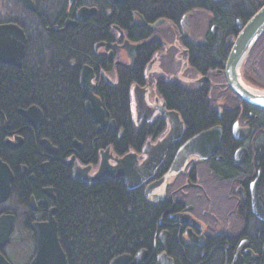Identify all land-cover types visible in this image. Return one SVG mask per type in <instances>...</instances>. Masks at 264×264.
I'll use <instances>...</instances> for the list:
<instances>
[{
  "label": "flooded vegetation",
  "instance_id": "flooded-vegetation-1",
  "mask_svg": "<svg viewBox=\"0 0 264 264\" xmlns=\"http://www.w3.org/2000/svg\"><path fill=\"white\" fill-rule=\"evenodd\" d=\"M147 1L0 0V26L16 25L27 39L21 69L0 64V72H23L27 52L33 50L36 59L28 61L44 76L55 70L70 74L68 89L75 87L87 123L84 134L61 143L51 132L50 109L26 103L11 118L0 106V161L11 173L9 196L0 202V220L12 218L8 240L0 241V255L8 264H33L35 225L54 221L60 239L55 166L88 188L119 183L154 214L149 243L109 264L118 258L119 264H264V112L226 88L225 64L205 69L208 64L198 58L231 49L239 26L264 0H196V5L184 0V9L170 13ZM88 32L94 35L85 47L57 59L64 54V40ZM243 73L264 90V42L257 44ZM87 95L98 102L99 111L87 109ZM178 96L206 105L203 124L192 126ZM137 97L145 102L139 105ZM31 108L38 112L28 121L20 111ZM91 112L101 114L98 122ZM173 115L179 116L182 133L153 177L129 190L122 178L97 176L103 156L111 157L112 166L129 155L145 162V150L172 135ZM214 128L222 130L217 152L208 159L188 157L171 176L179 150Z\"/></svg>",
  "mask_w": 264,
  "mask_h": 264
},
{
  "label": "trees",
  "instance_id": "trees-1",
  "mask_svg": "<svg viewBox=\"0 0 264 264\" xmlns=\"http://www.w3.org/2000/svg\"><path fill=\"white\" fill-rule=\"evenodd\" d=\"M192 3L197 4L196 0ZM160 6V12L170 13L182 10L184 0H151L146 5ZM197 8V7H195ZM93 32L75 34L63 41L64 54L57 59L63 60L73 54V50L85 47ZM264 42V36L260 40ZM230 48L222 54L206 52L201 58L205 69L223 68ZM40 58V56L38 57ZM29 59H36L35 52L26 55L23 72L15 74L8 70L0 72V106L9 115L16 117L17 108L26 103L50 109L54 126V138L65 143L70 136L84 134L87 123L79 111V98L75 87L71 86L69 76L55 70L46 76L38 65H31ZM253 52L245 62L250 67ZM199 69L203 65L197 66ZM118 95L114 102L118 105ZM188 114L192 126L203 124L207 117L206 105L191 97H179ZM211 112L209 118L211 120ZM53 185L58 196L57 216L59 235L69 264H109L116 256L149 243L154 229V214L143 204L139 196L126 193L119 183L103 182L88 188L79 181H73L61 166L54 167Z\"/></svg>",
  "mask_w": 264,
  "mask_h": 264
},
{
  "label": "water",
  "instance_id": "water-1",
  "mask_svg": "<svg viewBox=\"0 0 264 264\" xmlns=\"http://www.w3.org/2000/svg\"><path fill=\"white\" fill-rule=\"evenodd\" d=\"M84 10L87 13L91 12L87 9ZM239 27L240 31L233 40L224 66L225 86L240 101L254 109L264 112V90L252 86L245 80L242 74L244 63L264 36V4L245 25H240ZM26 46L27 39L22 29L16 25L0 26V64L21 69ZM87 97H89L87 109L91 110L92 108H96L98 110V102L96 103L90 95H87ZM20 112L30 121L31 116L38 112V110L31 108L28 111ZM91 114L97 122L101 118L100 113L96 114L95 112H91ZM173 116L171 117V122L174 127L172 135L158 146L145 150V154L148 156L145 162L140 164L135 156L129 155L122 159H117L115 162L116 165L112 166L109 163L111 157L107 158L103 156L97 176L99 178L104 175L113 179L122 178L129 190L139 188L145 181L153 177L157 169L162 165L167 151L174 143L179 141L182 133L183 125L179 116ZM176 120L179 125L176 123ZM221 139V128H214L194 137L179 150L170 175L172 176V171L176 173L183 166L187 158L192 155L198 156L201 159H208L213 156L220 148ZM8 173L9 177L7 175ZM170 175H167L166 178ZM10 181L11 173L0 161V183L4 187V190L0 192V202L6 200L9 196ZM164 182L165 179L157 186H163ZM149 189L146 190V193L150 192ZM11 228L12 218L3 217L0 220V241L2 243L8 240ZM34 228L38 239V253L33 264H68L66 254L63 252L59 243L56 223L53 221V223L35 225ZM120 260L122 259H115L111 264H119ZM0 264H8L1 255Z\"/></svg>",
  "mask_w": 264,
  "mask_h": 264
},
{
  "label": "bare ground",
  "instance_id": "bare-ground-1",
  "mask_svg": "<svg viewBox=\"0 0 264 264\" xmlns=\"http://www.w3.org/2000/svg\"><path fill=\"white\" fill-rule=\"evenodd\" d=\"M137 102H138V104L140 105V102L142 103V102H145V99L143 98V97H137ZM145 105V104H144ZM116 163H115V161H114V164L113 165H115Z\"/></svg>",
  "mask_w": 264,
  "mask_h": 264
},
{
  "label": "rangeland",
  "instance_id": "rangeland-1",
  "mask_svg": "<svg viewBox=\"0 0 264 264\" xmlns=\"http://www.w3.org/2000/svg\"><path fill=\"white\" fill-rule=\"evenodd\" d=\"M249 66H251V63H250V65ZM246 69V71H248V68H245ZM243 71H244V67H243Z\"/></svg>",
  "mask_w": 264,
  "mask_h": 264
}]
</instances>
